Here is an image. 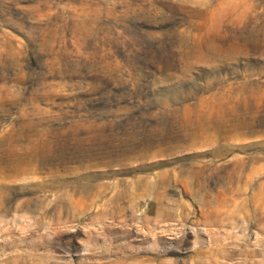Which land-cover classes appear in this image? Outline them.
Wrapping results in <instances>:
<instances>
[{
	"label": "rangeland",
	"instance_id": "rangeland-1",
	"mask_svg": "<svg viewBox=\"0 0 264 264\" xmlns=\"http://www.w3.org/2000/svg\"><path fill=\"white\" fill-rule=\"evenodd\" d=\"M0 264H264V0H0Z\"/></svg>",
	"mask_w": 264,
	"mask_h": 264
}]
</instances>
